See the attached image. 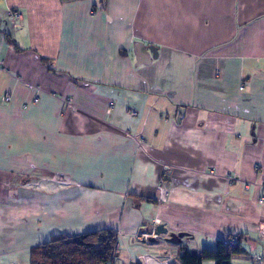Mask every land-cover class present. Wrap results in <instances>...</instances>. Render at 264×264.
<instances>
[{
	"label": "crops",
	"instance_id": "1",
	"mask_svg": "<svg viewBox=\"0 0 264 264\" xmlns=\"http://www.w3.org/2000/svg\"><path fill=\"white\" fill-rule=\"evenodd\" d=\"M105 229L264 245V0H0V264Z\"/></svg>",
	"mask_w": 264,
	"mask_h": 264
},
{
	"label": "trees",
	"instance_id": "2",
	"mask_svg": "<svg viewBox=\"0 0 264 264\" xmlns=\"http://www.w3.org/2000/svg\"><path fill=\"white\" fill-rule=\"evenodd\" d=\"M229 238L237 239L239 244L231 247L220 241L214 249L195 252L182 247L177 263L204 264L206 261H214L215 264H231L235 257L246 255L242 246L246 238L241 235ZM118 243L119 233L115 230L105 229L75 236H56L49 242L31 249L30 264H112L116 262L114 253ZM132 264L142 263L138 261Z\"/></svg>",
	"mask_w": 264,
	"mask_h": 264
},
{
	"label": "built area",
	"instance_id": "3",
	"mask_svg": "<svg viewBox=\"0 0 264 264\" xmlns=\"http://www.w3.org/2000/svg\"><path fill=\"white\" fill-rule=\"evenodd\" d=\"M12 15H13V18L16 22L21 21L22 17H21L20 13L14 12V13H12ZM240 90L243 91L244 87L242 86ZM37 100L38 99L36 98L35 101H37ZM5 101L10 102L11 97L6 96ZM130 114L132 116L136 115V113L134 111H131ZM47 182L55 183V184H58L59 186L66 184V182L62 179H60V180L44 179L42 181L37 182V184L35 186H37L41 189H46V185H44V184ZM158 193H159V196H158L159 202L164 203L168 199L169 188H168L167 183L163 180H162V182H160V185L158 186ZM157 228L152 230L151 233H148V231H143V232H140L139 234H137V236L134 237L136 239V243L142 247H150L154 242L160 240L162 237H161V235L157 234ZM223 242L225 245L231 246V247H236L239 244V241L235 238H232V239L227 238ZM118 254H119V249L117 248L115 250L114 257H117ZM140 261L142 264H178L177 260L168 252L163 254L161 257L143 256L140 259ZM112 264H115V263H112ZM254 264H264V255L256 256Z\"/></svg>",
	"mask_w": 264,
	"mask_h": 264
},
{
	"label": "rangeland",
	"instance_id": "4",
	"mask_svg": "<svg viewBox=\"0 0 264 264\" xmlns=\"http://www.w3.org/2000/svg\"><path fill=\"white\" fill-rule=\"evenodd\" d=\"M161 237H162V235H161ZM245 245H246L245 247L247 249H249L250 255H248L246 257H235L232 260V263L231 264H252V262H251L252 255L254 256V253H256V252L257 253H262L261 251L264 249V245L258 239H256V240H250L249 242H246ZM117 248L119 249V244H118ZM120 250H121V253H120ZM120 250H119V254L121 256L118 257V260H117V261H119L118 264H123V263L125 264V261H127V259H128L127 253H126V251H124V249H122V247H121ZM139 250H141V252H142V249L139 248ZM136 252L137 251H135V253ZM204 264H215V262L214 261H206Z\"/></svg>",
	"mask_w": 264,
	"mask_h": 264
},
{
	"label": "water",
	"instance_id": "5",
	"mask_svg": "<svg viewBox=\"0 0 264 264\" xmlns=\"http://www.w3.org/2000/svg\"><path fill=\"white\" fill-rule=\"evenodd\" d=\"M138 52V57L140 58V64H148L152 59L157 58V49L155 47H146L144 45H138L136 47ZM151 55H153V58H151ZM167 232L164 230V228L158 227L157 228V234L163 235ZM186 237V234H172L167 238V242L173 245H179L183 238Z\"/></svg>",
	"mask_w": 264,
	"mask_h": 264
}]
</instances>
